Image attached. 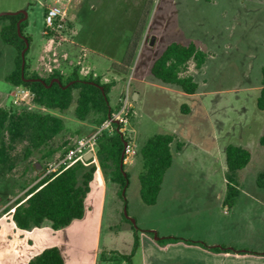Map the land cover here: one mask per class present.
<instances>
[{
  "label": "rangeland",
  "instance_id": "obj_1",
  "mask_svg": "<svg viewBox=\"0 0 264 264\" xmlns=\"http://www.w3.org/2000/svg\"><path fill=\"white\" fill-rule=\"evenodd\" d=\"M53 3L62 4L65 11V26L54 36L70 55L71 62L60 63L67 68L63 74L85 65L112 81L109 100L113 109L128 90L131 106L124 132L136 148L131 161L124 163L129 174L127 215L117 186L107 181L101 228L85 230L81 246L71 248L74 263L68 264H92L95 241L99 245L97 264H128L122 255L131 250L132 225L153 236L139 231L140 245L131 264H158L159 248L164 245L156 241L155 234L264 250V207L250 195L264 193L257 182V174L264 170V146L258 141L264 134V109L256 106L264 66V0H0V14H24L22 32L30 37L25 61L29 72L42 76L51 72L47 66L56 64L52 60L58 56L51 46L45 48L48 35L43 34L44 13ZM3 23L0 19V28ZM135 28L141 32L140 39L127 73L118 74L111 63L122 58ZM70 39L83 47L80 63L74 62L78 47L68 44ZM173 41L193 42L206 54L200 68L189 60L183 70L198 83L195 94L162 83L149 72L153 60ZM45 52L51 55L49 64L41 60ZM15 54V48L0 37V107L37 109L28 98L13 102L14 86L3 79L13 68ZM133 92L139 94L136 101H132ZM182 105L188 108L186 112ZM54 113L65 122V130L49 144L54 154L45 156L44 146L25 156L27 141L20 140L9 151L7 162L0 164V264H26L56 237L47 222L20 230L11 220L13 204L35 176L42 175L45 164L92 130L90 123L81 125L75 119L73 105ZM170 132L184 148L178 154L175 142L171 144L173 161L158 199L145 205L138 195V175L143 168L137 148L154 133ZM227 144H240L251 153L249 163L238 172L240 193L231 206L222 203ZM93 159L97 162L96 155ZM122 211L134 223L126 221ZM144 235L157 246L155 253ZM57 236L67 237L64 233Z\"/></svg>",
  "mask_w": 264,
  "mask_h": 264
},
{
  "label": "trees",
  "instance_id": "obj_2",
  "mask_svg": "<svg viewBox=\"0 0 264 264\" xmlns=\"http://www.w3.org/2000/svg\"><path fill=\"white\" fill-rule=\"evenodd\" d=\"M22 17L23 13L20 11L0 14V19L4 21L0 28V37L3 43L12 45L16 51L13 68L3 79L12 86L21 85L28 88L32 94L30 100L38 108L16 110L11 107H0V164L7 162L9 151L20 140L27 141L25 156L34 149L44 146L47 147L45 156L54 154L55 149L49 144L55 136L65 130L62 116L54 111L62 113L73 105L75 119L86 121L96 127L113 110L109 100L112 81L103 82L100 76L91 74L81 76L78 66H74L67 76L57 69H53L46 76L35 71L29 72L25 61L28 47L24 51L22 65L21 51L25 48V41L30 42V37L22 32L23 20L18 25L23 37L17 31V22ZM140 34L138 28H135L121 60L111 63L112 69L121 74L127 73ZM205 57L206 54L195 43L173 41L153 60L149 72L162 83L175 85L183 92L192 94L197 91L198 83L191 74L184 75L183 70L189 60H193L195 67L200 68ZM256 106L264 109V66L261 68V87ZM187 110L185 106L182 108L183 112ZM119 128L115 125L112 132L104 130L97 135L95 149L97 162L93 157L85 159L81 156L69 166L42 177L41 174L35 176L24 195L17 199L11 208V220L15 227L28 230L32 227H41L47 222L52 230H57L69 225L74 219L82 218L85 210L84 200L97 167L100 168L106 182L110 181L117 186L116 194L127 210L125 192L129 184V174L124 169L122 152L124 142L130 139L126 138L125 132H121ZM258 141L264 146V134ZM173 142L175 149L180 150L182 143L175 140L173 133H154L137 148L143 168L138 175V195L145 205H153L158 199L165 172L172 165ZM250 159L251 153L248 148L235 144L225 146V194L222 200L224 205L231 206L236 201L240 193L238 172ZM257 182H261L260 186L264 187V170L257 174ZM123 217L131 223L127 217L124 215ZM131 227L132 247L128 254L122 255L128 264H131L132 257L140 245L139 231H145L153 236L151 231L133 225ZM156 241L160 245L182 241L213 252L257 253L250 249L241 250L223 244L210 245L202 240L177 235L159 236ZM26 264H64V259L59 247L50 245L30 257Z\"/></svg>",
  "mask_w": 264,
  "mask_h": 264
},
{
  "label": "crops",
  "instance_id": "obj_3",
  "mask_svg": "<svg viewBox=\"0 0 264 264\" xmlns=\"http://www.w3.org/2000/svg\"><path fill=\"white\" fill-rule=\"evenodd\" d=\"M74 18H77V14L75 15ZM62 39H67V38H62ZM68 44H72L78 47V50H77L78 52L76 51L77 53L75 54L74 62L80 63V58H83L85 55L83 51V47H81L78 44H75L73 39H70ZM63 45L65 44L60 43V41H55L54 38L47 37L45 48H47L48 46H51L54 49V53L58 52V56L52 60L56 64L48 65L47 66L48 71H49V68H51V70L53 69L59 70V72H61L62 74L66 73L67 68L62 66V64L60 63H62L63 61L71 62V60H69L70 55L68 51L65 48H62ZM45 53L46 54L42 56L41 60H43V63L49 64L51 63L50 62L51 55L49 54V52H45ZM80 53H82V55ZM120 60L121 58H118V59L113 60V62H119ZM78 67H79L80 75L81 73L82 74L84 73V70L85 71L88 70L90 72L89 74H96L97 76H100L103 82L108 81L106 77H102L98 73L94 72L89 66L82 65L81 67L80 66ZM115 72L118 74H121L117 71ZM192 94H195V93H192ZM138 96L139 94L137 93V99H138ZM181 107H184V106L182 105ZM79 122L81 125L86 124L85 121H79ZM91 126H92L91 131H93L95 126L94 125H91ZM259 137H258V140H259ZM237 145H240V144H237ZM183 148L184 147L182 145L181 149L177 151L178 154L181 153ZM89 187H90L89 192L87 193L85 200H84L85 210H84L83 217L80 219L72 220V222L69 225L62 227L60 229L52 230L50 228L51 231L53 232V235L56 236L50 245H56L59 247L62 253V257L64 259V264H68L70 261H72L73 250L71 248H74V246H78V245L81 246L80 238L84 236L83 234L85 233V230H87L89 226H92L95 228V232H98V228L99 227L101 228V225H102L104 205H105V200H106V181L99 167H97V169L94 171L93 178L89 183ZM250 195L258 199L260 201V204H262L264 207V193H260L258 191V192H252L250 193ZM60 233H64L67 237L64 239L62 236H57V234L59 235ZM167 235H170V234H167ZM167 235H163V236H167ZM145 241H146V244L149 246V248L152 247L154 249L155 247H157L154 245V242L152 241V239L148 238L147 236H145ZM208 244L210 245L223 244L228 247L235 246L229 243L227 244L208 243ZM98 247H99L98 242L95 241L92 245V254H93L92 264H97L96 263V255H97L96 250ZM236 248L243 250L242 248L237 247V246ZM155 249L153 253H155ZM159 249H160V252H159L160 256L158 255V259L156 258L157 260H159L158 264H264V253H263L264 250L262 249H259V250L250 249L257 253H237L235 251L213 252L201 246L186 244L182 241H178L174 243H167L164 245L163 248H159Z\"/></svg>",
  "mask_w": 264,
  "mask_h": 264
},
{
  "label": "built area",
  "instance_id": "obj_4",
  "mask_svg": "<svg viewBox=\"0 0 264 264\" xmlns=\"http://www.w3.org/2000/svg\"><path fill=\"white\" fill-rule=\"evenodd\" d=\"M64 15L65 11L62 4L53 3L47 6L44 13L43 34L48 35V37L50 38H54V36H56V34H58L65 26ZM49 71H52L51 68H49ZM85 73H88V75H90V72L88 70H84V74ZM91 75L97 76L96 74ZM31 95L32 94L30 90L21 85L14 86V90L11 93L13 102L15 103L24 101L27 98L31 99ZM130 106L131 99L128 90L126 89V91H124L121 96L118 97V106L112 110L109 116L104 119L98 126H96L95 129L89 134L77 137L74 143L66 149L64 154L54 160L48 161L43 168L41 177L57 171L60 168L69 166L79 157H84L87 152H91L92 157H94L96 138L101 131L105 130L107 132H112L115 125H117V128H119L120 126L119 130L121 132L125 131V125L128 122ZM135 153L136 148L132 140L125 141L122 152L123 163H128L129 161H131V157H133Z\"/></svg>",
  "mask_w": 264,
  "mask_h": 264
},
{
  "label": "water",
  "instance_id": "obj_5",
  "mask_svg": "<svg viewBox=\"0 0 264 264\" xmlns=\"http://www.w3.org/2000/svg\"><path fill=\"white\" fill-rule=\"evenodd\" d=\"M14 13H16V12H14ZM24 19V14H23V17L22 18H20L19 20H18V22H17V31H18V34L21 36V37H23L22 35H21V33L19 32V28H18V25H19V22L20 21H22ZM28 47V42L27 41H25V48L21 51V57H22V65H23V63H24V51H25V49ZM56 81H58V79H55ZM137 100V92H133L132 93V101H136ZM92 157V153L91 152H87L85 155H84V158L85 159H88V158H91ZM124 213H125V215H126V209L124 208ZM131 221L134 223V220L133 219H131ZM155 238L157 239L158 238V236L155 234Z\"/></svg>",
  "mask_w": 264,
  "mask_h": 264
}]
</instances>
